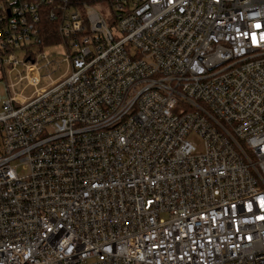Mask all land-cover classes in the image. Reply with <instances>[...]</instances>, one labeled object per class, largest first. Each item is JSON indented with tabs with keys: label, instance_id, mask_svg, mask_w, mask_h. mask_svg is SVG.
<instances>
[{
	"label": "built area",
	"instance_id": "2783aa9c",
	"mask_svg": "<svg viewBox=\"0 0 264 264\" xmlns=\"http://www.w3.org/2000/svg\"><path fill=\"white\" fill-rule=\"evenodd\" d=\"M1 79L0 264H264V0H0Z\"/></svg>",
	"mask_w": 264,
	"mask_h": 264
},
{
	"label": "rangeland",
	"instance_id": "374dc122",
	"mask_svg": "<svg viewBox=\"0 0 264 264\" xmlns=\"http://www.w3.org/2000/svg\"><path fill=\"white\" fill-rule=\"evenodd\" d=\"M29 50H33L34 52L39 51L38 46H31L28 48ZM25 49H19L17 50V55L20 60L25 56ZM45 52V54L49 55L48 59L49 60H57L61 61L60 67L58 68L56 63L53 62V64L50 65V71L52 72L51 78L52 80L58 79L62 74L65 73L67 70V63L63 61L62 59L64 58V53H65V47L62 43H56V44H47L43 46L42 52ZM41 52V50H40ZM38 66L41 67L43 66L47 60L39 58ZM41 75H44L46 73L45 68L41 69ZM20 76H24L22 80H20ZM8 77V83H15L16 86L15 88L21 92L23 91V94L25 97H30V95L35 91L36 87L27 85L28 80L26 79V71L24 65L20 64L17 66V68L13 69L10 74L7 75ZM50 81L49 79H43L42 82L37 86V88H43L46 86ZM5 83L4 79L0 80V90H5ZM2 106V96L0 95V109ZM189 138L196 143V145L200 148L202 145V140L200 137L194 133L189 134Z\"/></svg>",
	"mask_w": 264,
	"mask_h": 264
},
{
	"label": "trees",
	"instance_id": "16d2710c",
	"mask_svg": "<svg viewBox=\"0 0 264 264\" xmlns=\"http://www.w3.org/2000/svg\"><path fill=\"white\" fill-rule=\"evenodd\" d=\"M46 8V7H45ZM43 29L45 34H49L47 36H45V44H50V43H54V42H58L59 41V36L57 34V29L56 26L57 24L55 22H52L51 20H49V18L46 16H43ZM51 39H48L49 37H51Z\"/></svg>",
	"mask_w": 264,
	"mask_h": 264
}]
</instances>
